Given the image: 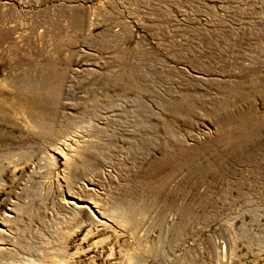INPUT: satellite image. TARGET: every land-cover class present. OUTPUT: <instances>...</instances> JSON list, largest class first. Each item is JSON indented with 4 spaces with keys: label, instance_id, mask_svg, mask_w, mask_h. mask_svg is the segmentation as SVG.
<instances>
[{
    "label": "rangeland",
    "instance_id": "1",
    "mask_svg": "<svg viewBox=\"0 0 264 264\" xmlns=\"http://www.w3.org/2000/svg\"><path fill=\"white\" fill-rule=\"evenodd\" d=\"M4 131L0 264H264V0H0Z\"/></svg>",
    "mask_w": 264,
    "mask_h": 264
},
{
    "label": "bare ground",
    "instance_id": "2",
    "mask_svg": "<svg viewBox=\"0 0 264 264\" xmlns=\"http://www.w3.org/2000/svg\"><path fill=\"white\" fill-rule=\"evenodd\" d=\"M80 23L82 25L84 22L80 21ZM55 78H57V81H60V78L58 77L49 76L48 78H44V76L41 75L37 80L34 79L32 81L25 82L24 83V87L26 89L25 92L30 96H27L26 98L23 97L21 100H19L20 104H18L19 109L17 110L20 111L21 114L24 115V117L26 116L25 118L26 124L24 126V129L26 131H30L32 136L45 140L51 137H58L60 135H63L62 138L65 136L64 138L65 140H63L62 142L65 143L66 141L73 140L75 135H68L69 133L66 134L68 127L67 123L65 125H60L58 130H55V128H53L52 122L56 121L57 110L49 111L47 109V106L52 102L53 100L52 97L55 95V93L51 91H45L43 88L47 84V79H49L50 84L48 85V88L53 89L54 86L52 85V81L53 80L55 81ZM35 85H37V87H35ZM28 97L39 99V101H33L32 99L29 100L27 99ZM48 111L52 113L51 115L49 114L50 115L49 117H47L46 114ZM65 120L68 121L70 120V118L67 117ZM48 122H50L51 124H49ZM12 139H14V136L11 132L8 131L0 132V141L10 143ZM87 203L91 204V207L95 209L94 211L98 212L101 217V213L97 210V206L95 205L94 202L83 201L79 198H76V201L69 200L67 204L72 205L75 210L81 212L89 208ZM11 217L12 214L8 213L5 215V219L0 221V236L6 233L7 231L6 222ZM123 221L125 222L126 220ZM7 245L8 244L6 243L0 242V254L9 251Z\"/></svg>",
    "mask_w": 264,
    "mask_h": 264
}]
</instances>
